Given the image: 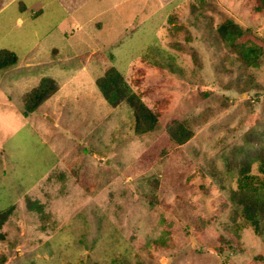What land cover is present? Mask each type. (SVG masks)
<instances>
[{
  "label": "rangeland",
  "instance_id": "1",
  "mask_svg": "<svg viewBox=\"0 0 264 264\" xmlns=\"http://www.w3.org/2000/svg\"><path fill=\"white\" fill-rule=\"evenodd\" d=\"M253 3L0 0V51L18 57L0 70V208L12 207L0 264H264V232L233 197L244 170L264 200ZM227 19L250 58L219 32ZM109 66L160 112L155 129L137 134L129 105L101 95ZM45 77L59 89L26 115ZM173 121L187 142L170 136Z\"/></svg>",
  "mask_w": 264,
  "mask_h": 264
},
{
  "label": "trees",
  "instance_id": "2",
  "mask_svg": "<svg viewBox=\"0 0 264 264\" xmlns=\"http://www.w3.org/2000/svg\"><path fill=\"white\" fill-rule=\"evenodd\" d=\"M254 2L253 5L258 11H264V0H254ZM218 30L225 41L236 49L239 55L243 54L245 57L250 58L249 56L255 53L254 47L245 45L246 31L242 30L235 20L227 19L219 26ZM253 58H251L252 61ZM17 63L18 57L15 53L7 50L0 51V70L10 68ZM97 87L111 106L116 107L123 102L129 105L135 118V131L137 134H145L155 129L159 122L160 112L153 110L144 102L142 96L133 90L117 68L109 66L105 73L97 79ZM58 89L59 85L53 78H43L37 86L26 93L25 104L23 105L25 114L28 115L37 110ZM168 131L178 144L187 142L192 136L191 131L181 122L173 121L168 125ZM262 171H264V166H262ZM256 178L255 175L246 174L243 170L241 177L238 179V187L233 192V197L237 204L242 206L244 216L253 226L256 234L262 236L264 232V200H261V197L258 196L259 187L254 184ZM11 213L12 207L8 209L0 208V239L4 237L1 228L7 222ZM236 232L237 230L234 233Z\"/></svg>",
  "mask_w": 264,
  "mask_h": 264
}]
</instances>
